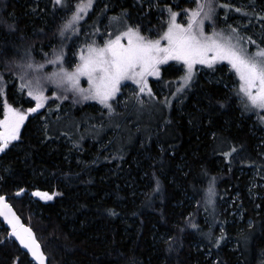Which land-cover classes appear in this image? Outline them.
<instances>
[{"label":"trees","instance_id":"16d2710c","mask_svg":"<svg viewBox=\"0 0 264 264\" xmlns=\"http://www.w3.org/2000/svg\"><path fill=\"white\" fill-rule=\"evenodd\" d=\"M78 1L70 0L73 9ZM119 2L132 24L156 26L152 11L140 4V23L132 1ZM215 9L208 26L222 17V9ZM67 12L54 7V0H0V15L18 28L10 33L0 26V82L6 84L0 119L5 99L15 103L25 50L52 72L66 68L38 55L54 41L60 50L58 30ZM222 71L216 69L212 80L197 74L171 109L161 107L148 117L132 111L113 124L118 115L98 112L96 101L48 88L49 128L38 129V119L28 114L19 139L0 154V195L35 232L49 264H264V138L254 134L255 114L244 113L231 87L236 79ZM253 172L263 184L255 201L247 190ZM212 177L216 195L209 203ZM36 190L55 195L45 200ZM8 235L0 222V240ZM16 257L33 264L12 238L0 244V264H14Z\"/></svg>","mask_w":264,"mask_h":264},{"label":"snow or ice","instance_id":"6c2138e0","mask_svg":"<svg viewBox=\"0 0 264 264\" xmlns=\"http://www.w3.org/2000/svg\"><path fill=\"white\" fill-rule=\"evenodd\" d=\"M92 5L93 0H79L73 11L70 0H54V7L61 10L67 8L72 13L71 18L67 19L58 30L59 35L67 39L66 33L69 30L75 34L83 18L81 14L86 13ZM166 7L169 19L166 30L159 38L152 39L143 35L139 25L135 27L126 25V30L121 31L114 38L107 39L103 44H87V52L81 50L80 62L73 70L60 67L57 71L48 74L47 80L58 86L70 85L82 99L98 100L110 111H114L110 101L120 92L122 81L133 80L140 85V93L147 92L149 96H152L148 77L159 76L160 65L169 60L182 61L187 66V72L181 78L183 84L177 91H183L190 85L194 66L197 63L213 67L218 61H227L239 78V90L247 102L245 107L250 104L254 108L264 110V47H258L250 52L243 44L246 37L241 36L239 29H233L230 25H226L230 29L226 37L215 31L211 35L205 33L204 20L212 19L215 11L213 0H201L195 10H185L191 12L186 24L177 22V16L180 13L173 10L171 5ZM223 7L228 5L225 4ZM205 8L208 10L205 11ZM236 11L239 12L241 9ZM0 26L10 33L18 31L15 20L9 22L2 15H0ZM247 39L251 41V37ZM252 43L255 42L252 41ZM44 55L47 57L48 54ZM53 55L55 59L47 61L48 63L62 64L64 62L63 47L58 52L54 51ZM32 61L31 52L25 50V58L19 63L18 71L21 81L20 90L26 91L27 96L34 99L35 106L23 111L13 107L5 99L4 118L0 119V153H5L9 145L19 139L20 129L28 118V114L38 112L49 99L45 94L43 78L29 71L34 68H43L44 65ZM81 77H87L88 88L80 87ZM3 79V75H0V81ZM5 87L6 84L0 83V93L5 91ZM52 95L58 96L56 92ZM234 151H236L235 147L225 155L230 156ZM156 189L159 190L158 182ZM207 192L208 202L214 203L215 177L210 178ZM34 195L51 200L55 194L36 190ZM109 211L113 215L116 214L113 210ZM0 216H3L7 224L11 226V232L0 240V244L5 243L9 238H14L39 264H46L47 258L33 230L21 223L20 217L13 211L12 205L7 203L3 195H0ZM191 227L196 228L197 225L192 224ZM14 264H22L19 257L14 258Z\"/></svg>","mask_w":264,"mask_h":264},{"label":"rangeland","instance_id":"374dc122","mask_svg":"<svg viewBox=\"0 0 264 264\" xmlns=\"http://www.w3.org/2000/svg\"><path fill=\"white\" fill-rule=\"evenodd\" d=\"M119 1L114 2V0H93L92 7L89 8L86 13L81 14L83 18L78 24V30L76 31V33L73 34L70 30L66 33L67 39L71 40L72 43L59 35L63 47L64 63L67 69L73 70L76 64L80 62V52L81 50L87 52V44H103L107 39L114 38L115 35L119 34L121 31L126 30V25H131L133 27L139 25V30L143 35L151 37L152 39L159 38V36H161L166 30L167 22L169 19V14L166 6L171 5L173 10L180 13L177 16L178 23L186 24L188 22V17L191 15V12H186L185 10H195L197 8V5L199 4V0H131L132 8L136 12L137 16L139 14L140 4L141 7H145L147 13L152 11L155 15L154 23L156 26H146V30H144L141 28V24L143 23V16L139 14V22H142L141 24H132L127 19L128 16L124 17L123 14L126 13V10L122 8V2ZM213 2L215 8L222 9V17L216 26H208V23L205 19V33L211 35L212 32L215 31L216 33L226 37L230 33V29L226 27V25H230L233 29H239V34L246 37L243 41V44L248 48L250 52L255 51L258 47H264V5H258L253 2V0H213ZM225 4L228 5V7H223V5ZM236 9H241V11L238 12L236 11ZM74 10L75 8L73 9V11ZM112 10H116V12L110 13V11ZM207 10L208 9H205V11ZM71 15V12H67L65 16L63 15L60 24L63 26L64 22L67 19L71 18ZM247 37H251V41H249ZM252 41H254L255 43H252ZM162 43L164 42L162 41ZM58 45L59 42L54 41L49 46L48 50L45 51V53L48 54L47 57H45L42 52H39L38 59L54 60L55 57L53 55V52L57 50ZM66 48L70 51L68 52L67 50V52H65ZM24 58L25 53H23L21 56L22 61ZM216 69H222L225 78H228L230 76L236 79V82L231 87L235 89L241 96L238 100L242 103V110L244 111V113L246 115L255 114L254 121L257 123V126H254V134L258 135L260 138H264V110L254 108L250 104L245 107L247 102L243 94L239 90V78L227 61H218L213 67H209L206 64L202 65L197 63L194 66L193 79L190 85L186 86L183 91H177V89L183 84V80L181 78L187 72V66L184 65L182 61L176 60H169L166 63L161 64L159 76L148 77V84L151 87L153 93L152 96H149L147 92L140 93V85L136 84L135 81H122L120 92H118L117 95L110 101V103H113L114 101L115 103L117 102V106H113V109L114 112L118 115V118L117 116L111 118L110 124H113V122H124V119L121 116L123 114H130L132 111L140 115L138 117H148V114H152V111L155 110L159 111V108L161 107H166V109L173 108L174 103H176V99L182 94H185L190 88H192L197 78V74H201L208 80H212L215 77L214 74ZM29 71L35 75H37L38 73V75L43 78L42 82L44 84L45 93L48 88H53L55 90H72L70 85L58 86L57 84L47 80V75L52 72L50 66H44L40 69L34 68ZM18 78L19 76L17 77V80ZM17 83L20 86L21 81L19 80ZM88 86L89 85L87 77H81L80 87L86 89L88 88ZM14 90L15 103L13 104V107L19 108L17 106H19L22 102L25 104V107L24 109H19L23 111H26L29 107L35 106L34 99L28 97L27 93H22L20 87L15 86ZM72 93L77 95L82 101H86L82 99V97L77 92L74 91ZM68 95L71 96L72 94ZM63 97L67 96H62V98ZM166 100L167 102H165ZM93 101H96L95 103L99 104L97 106L98 112L102 113L103 111H105L104 115H109L110 110L105 105L101 104L98 100ZM51 106L52 103H50V100L48 99L43 108L39 109L38 112L33 113V117L38 119V129L43 128L47 130L49 128L47 116L49 113V108H51ZM30 117L33 119L32 115ZM136 124V127L138 128L139 124ZM56 127H58L60 130L72 129L71 126H63L61 124L56 125ZM109 136L113 137V132H111ZM96 139H91V143L98 141V139ZM262 188L263 184L259 181L255 172L251 173L248 179L247 186L249 199L255 201L258 198L257 190H260ZM224 206L226 211L230 210V212H228L231 215L234 214V211H232L231 205H229L228 202L224 203ZM235 216V220L239 221V215ZM204 222L208 223L206 214H204ZM231 243L234 247V243Z\"/></svg>","mask_w":264,"mask_h":264},{"label":"water","instance_id":"95a60500","mask_svg":"<svg viewBox=\"0 0 264 264\" xmlns=\"http://www.w3.org/2000/svg\"><path fill=\"white\" fill-rule=\"evenodd\" d=\"M23 125H24V124H23ZM23 125H22V127H23ZM22 127H21V129H22ZM21 129H20V131H21ZM5 198H6L7 203L10 204V202H9L8 199H7V197H5ZM12 209H13V211L17 214V212H16V210L13 208V206H12ZM17 215H18V214H17ZM18 216H19V215H18ZM19 217H20V216H19ZM20 220H21V223H23L25 226L29 227L28 225H26V224L24 223V221H23V219H22L21 217H20ZM0 222L4 225V227H5V228L8 230V232L10 233V232H11V226L7 224V220H5L3 216H0ZM33 232H34V231H33ZM34 234H35V232H34ZM35 237H36V234H35ZM12 239L17 243V245L19 246L21 252L24 253V254H27V255L29 256V259H30L31 262H33L34 264H39L38 261H36L34 258L31 257L30 253H27V250L23 249V246H22V245H19L18 240H15L14 238H12ZM36 239H37V237H36ZM37 241H38V240H37ZM39 244H40V243H39ZM40 245H41V244H40ZM41 249H42V246H41ZM42 251H43V249H42ZM46 264H49L48 259L46 260Z\"/></svg>","mask_w":264,"mask_h":264},{"label":"bare ground","instance_id":"6f19581e","mask_svg":"<svg viewBox=\"0 0 264 264\" xmlns=\"http://www.w3.org/2000/svg\"><path fill=\"white\" fill-rule=\"evenodd\" d=\"M21 132V131H20ZM14 142V141H13ZM33 263V262H32ZM34 264V263H33Z\"/></svg>","mask_w":264,"mask_h":264},{"label":"flooded vegetation","instance_id":"af4514ba","mask_svg":"<svg viewBox=\"0 0 264 264\" xmlns=\"http://www.w3.org/2000/svg\"><path fill=\"white\" fill-rule=\"evenodd\" d=\"M25 123V122H24Z\"/></svg>","mask_w":264,"mask_h":264}]
</instances>
